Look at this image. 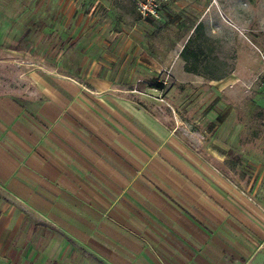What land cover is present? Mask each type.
<instances>
[{
	"label": "crops",
	"instance_id": "1",
	"mask_svg": "<svg viewBox=\"0 0 264 264\" xmlns=\"http://www.w3.org/2000/svg\"><path fill=\"white\" fill-rule=\"evenodd\" d=\"M91 1L126 14V0H28L51 14L5 33L36 25L68 51L94 31L92 14L77 18ZM37 83L34 108L0 96V264H264V201L197 146L119 92Z\"/></svg>",
	"mask_w": 264,
	"mask_h": 264
},
{
	"label": "rangeland",
	"instance_id": "2",
	"mask_svg": "<svg viewBox=\"0 0 264 264\" xmlns=\"http://www.w3.org/2000/svg\"><path fill=\"white\" fill-rule=\"evenodd\" d=\"M126 1V14L110 19L102 2L85 3L77 18L92 14L94 31L55 51L39 42L36 25L5 33L7 22H38L52 10L0 0V96L34 108L42 100L37 82L57 75L89 95L119 92L264 201V0ZM186 47L198 61L181 57ZM97 82L115 89L93 93Z\"/></svg>",
	"mask_w": 264,
	"mask_h": 264
},
{
	"label": "trees",
	"instance_id": "3",
	"mask_svg": "<svg viewBox=\"0 0 264 264\" xmlns=\"http://www.w3.org/2000/svg\"><path fill=\"white\" fill-rule=\"evenodd\" d=\"M181 57L186 61L189 62L192 58H194V61H198V53L195 50H190L188 47L184 49V51L181 54ZM187 71H191L190 68L187 67Z\"/></svg>",
	"mask_w": 264,
	"mask_h": 264
}]
</instances>
